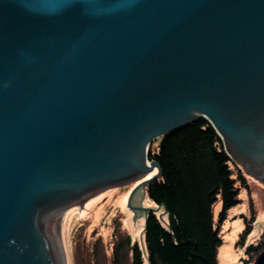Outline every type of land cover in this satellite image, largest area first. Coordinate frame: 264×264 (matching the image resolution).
I'll use <instances>...</instances> for the list:
<instances>
[{
  "label": "water",
  "instance_id": "obj_1",
  "mask_svg": "<svg viewBox=\"0 0 264 264\" xmlns=\"http://www.w3.org/2000/svg\"><path fill=\"white\" fill-rule=\"evenodd\" d=\"M199 116L264 180V0H0V264H69L79 203Z\"/></svg>",
  "mask_w": 264,
  "mask_h": 264
},
{
  "label": "trees",
  "instance_id": "obj_2",
  "mask_svg": "<svg viewBox=\"0 0 264 264\" xmlns=\"http://www.w3.org/2000/svg\"><path fill=\"white\" fill-rule=\"evenodd\" d=\"M155 142L149 145L148 157L159 163L162 173L144 187L155 206L147 211L143 241L133 238L117 219L107 244L99 235L87 245V264H218L221 223L230 207L241 202V191L250 192L248 175L206 116ZM219 199L222 206L215 220L213 206ZM256 218L255 210L250 218L245 216L237 241L246 247L245 262L264 264L263 243L248 241Z\"/></svg>",
  "mask_w": 264,
  "mask_h": 264
},
{
  "label": "rangeland",
  "instance_id": "obj_3",
  "mask_svg": "<svg viewBox=\"0 0 264 264\" xmlns=\"http://www.w3.org/2000/svg\"><path fill=\"white\" fill-rule=\"evenodd\" d=\"M158 139H155V143ZM155 169L144 178L152 177L157 172V168ZM243 169L248 175L251 190L249 192L244 188L241 191V202L230 207L227 218L221 223L223 243L217 251L218 264H255V259L245 262L248 257L246 247L240 246L237 241L246 225L245 216L250 218L253 210L256 212L257 220L248 241L263 243L264 250V180L250 175L244 167ZM144 178L141 177L140 180L130 183L109 185L79 203L65 222L64 238L69 264H87V245L99 235L103 236L107 244L112 237L113 223L117 219L133 238L143 241L142 232L147 214L144 208L155 206V202L145 193L144 187H138ZM221 206V199L213 206L215 220L218 218ZM78 247L82 250L80 251ZM75 251L79 252V260L74 259Z\"/></svg>",
  "mask_w": 264,
  "mask_h": 264
},
{
  "label": "flooded vegetation",
  "instance_id": "obj_4",
  "mask_svg": "<svg viewBox=\"0 0 264 264\" xmlns=\"http://www.w3.org/2000/svg\"><path fill=\"white\" fill-rule=\"evenodd\" d=\"M244 167V166H243ZM258 168L261 170V171H263L264 172V166L262 165V166H258ZM262 168V169H261ZM247 171V170H246Z\"/></svg>",
  "mask_w": 264,
  "mask_h": 264
}]
</instances>
